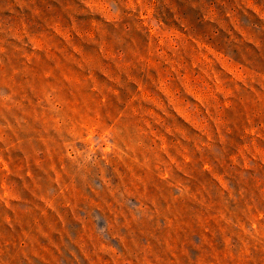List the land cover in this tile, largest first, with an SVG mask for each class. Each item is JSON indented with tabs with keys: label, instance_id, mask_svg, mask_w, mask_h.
I'll return each mask as SVG.
<instances>
[{
	"label": "rangeland",
	"instance_id": "374dc122",
	"mask_svg": "<svg viewBox=\"0 0 264 264\" xmlns=\"http://www.w3.org/2000/svg\"><path fill=\"white\" fill-rule=\"evenodd\" d=\"M0 264H264V0H0Z\"/></svg>",
	"mask_w": 264,
	"mask_h": 264
}]
</instances>
